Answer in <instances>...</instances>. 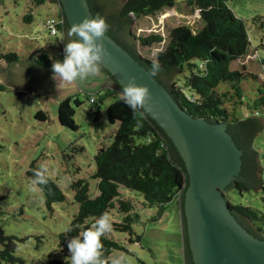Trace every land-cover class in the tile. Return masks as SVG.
I'll return each instance as SVG.
<instances>
[{"label": "trees", "instance_id": "16d2710c", "mask_svg": "<svg viewBox=\"0 0 264 264\" xmlns=\"http://www.w3.org/2000/svg\"><path fill=\"white\" fill-rule=\"evenodd\" d=\"M227 1L186 0L188 7H193L198 11L199 29L193 31L189 26L182 25L172 28L167 39L160 34L135 38L139 46L144 48L165 43L163 49L157 52L153 59L142 58L134 52H128L149 72L153 62H158L161 70L154 76L157 79L161 73L175 75L176 79L170 85L164 86L178 105L194 118L226 123L229 134L232 135L236 145L242 149L240 134L242 133L243 137L252 142L254 136L262 131L263 123L254 116L239 119L235 115V108L232 111L225 108L229 99L234 100L237 106L242 105L241 83L247 80H257L245 70L244 72L230 70L233 62L247 56L251 42L245 22L233 14ZM87 2L95 16L91 0ZM46 4L56 8L57 16L46 17L41 23L42 27L47 30L46 20L48 18L60 19L61 24L57 28V35L49 36L53 37L56 44L65 45L69 39L67 36L69 29L59 8L58 0H27L24 4L27 7L20 21L23 25H32L35 21L36 10ZM176 5V0H125L120 15L122 17L133 15L136 18L154 17ZM20 9L23 8L20 7ZM252 21L264 37V19L256 17ZM106 34L117 42L109 32ZM34 35L36 37L39 34ZM0 59L11 65L21 63L15 53L1 54ZM62 59L63 53L60 56V60ZM52 63L53 61L42 46L30 61V64L46 72L53 70ZM100 72L112 80L103 68ZM113 83L114 86L111 89L102 88L94 95L88 96L97 115L106 99L122 91L114 81ZM221 83L230 84L231 93L218 92L217 88ZM0 88L3 89L1 86ZM81 105L82 102L74 96H69L59 103L58 121L62 127L74 132L78 130L74 116L75 109ZM263 106L264 83H261L256 89L255 100L251 104H246V108L249 111H255L253 114L257 115V110ZM35 117L39 121L47 120V115L43 112H38ZM106 117L110 124H118V129L112 136L111 144L108 147L99 148L94 156L95 171L91 179L97 181L98 195L91 197L87 180L78 179L70 183L69 187L74 193L73 199L78 205V210L67 229L57 235L60 252L64 259L49 258L46 264H71L68 241L82 236L83 232L90 228L102 214L109 215L114 212L118 221L112 222L111 231L101 237L106 264H110L114 253L130 252L125 247V242L129 244L140 242L141 236L135 235L133 230V226L141 220L137 211L154 209L155 214L149 222L157 223L167 208L175 203H178L182 213L183 230H185V256L188 264H192L183 212V196L189 179L184 162L174 144L145 111L134 113L120 96L106 107ZM242 159L243 170L245 155ZM39 166L40 164L35 161L29 164L26 176L30 180L34 178V170H38ZM46 177L47 183L37 185V187L44 197L45 206L53 211V204L65 202L66 197L58 185L51 178ZM259 183V194L264 196V181L261 174ZM232 185L233 190L241 195L249 192L246 183L242 180H236ZM124 190L136 193L142 201L137 196L135 198L127 196ZM228 205L237 221L251 235L258 239L264 237V215L260 211L242 204L233 205L229 201ZM2 215L0 208V217ZM244 222H247L249 226ZM120 233L127 235L122 241L118 236V238L114 236ZM17 243L16 237L6 235L0 227V264H25L21 258L16 256Z\"/></svg>", "mask_w": 264, "mask_h": 264}, {"label": "rangeland", "instance_id": "374dc122", "mask_svg": "<svg viewBox=\"0 0 264 264\" xmlns=\"http://www.w3.org/2000/svg\"><path fill=\"white\" fill-rule=\"evenodd\" d=\"M26 2L27 0H0V55L15 53L21 62L31 61L36 51L44 46L52 61L60 60L65 45L48 42L54 39L41 24L45 12L46 17L57 16L56 8L46 4L42 8L45 12L36 10L34 23L26 26L20 21L27 7L24 5ZM176 2L174 8L154 17H138L131 22L129 33L135 45L136 55L153 59L165 43L144 48L139 46L135 38L160 34L167 39L169 31L177 26H189L193 31L200 28L198 11L188 7L186 0ZM227 5L237 18L245 22L251 42L247 56L233 62L230 70H245L257 80L241 83L242 105L237 106L234 100L229 99L225 108L229 111L235 108V115L239 119L254 116L263 123L262 131L247 145L248 151L256 155L260 182V174L264 181V106L254 115L255 111H249L246 104L255 100L256 89L264 83V37L252 21L256 17L264 19V0H228ZM122 8L123 6L119 14ZM35 33L40 37H35ZM47 77L51 85L49 93L17 85L0 84L3 88H0V208L3 212L0 227L6 235L17 238L16 256L25 264H46L49 258L64 259L57 235L67 229L78 210L69 185L73 180H87L91 197L98 195L97 181L91 179L95 171L94 156L99 148L111 144L112 136L118 129V124L112 125L108 122L106 107L117 99L120 91L104 101L97 115L88 96L100 90L102 81L98 75L71 84L62 81L59 76L53 79V72H48ZM175 77H171L168 85L176 79ZM217 91L231 93L230 84L221 83ZM69 96H74L82 102V105L75 109L74 121L78 126L76 132L62 127L58 121V105ZM38 112L45 113L47 120H37L35 116ZM33 161L37 164H47L46 176L58 185L66 197L65 202L53 204V211L45 206L44 197L37 186L35 191L31 190V180L26 176V171ZM233 188L234 186L225 192L227 201L233 205L250 206L264 215V196L259 194L260 183L256 192L248 187L249 192L243 195ZM125 192L127 196H137L142 201L136 193ZM137 212L141 220L133 226L136 232L181 230L175 204L167 208L158 223L149 222L155 214L154 209ZM109 217L111 223L118 221L114 212L109 214ZM114 236L119 237L121 241L127 237L122 233ZM125 247L129 253L116 252L112 257L123 255L129 264H141L138 254H143L144 258L149 257L147 251L142 252L128 242H125Z\"/></svg>", "mask_w": 264, "mask_h": 264}, {"label": "water", "instance_id": "95a60500", "mask_svg": "<svg viewBox=\"0 0 264 264\" xmlns=\"http://www.w3.org/2000/svg\"><path fill=\"white\" fill-rule=\"evenodd\" d=\"M58 1L68 29L85 17H93L87 0ZM97 1L109 18L110 27L136 53L129 34L131 23L120 21L118 16L125 0ZM103 42L110 56L102 68L121 89L133 76L138 85L148 86L151 100L145 112L165 132L184 162L189 183L183 196V212L192 264H264V237L251 235L234 217L225 198V192L236 180H242L255 192L259 188L256 155L247 149L250 140L240 134L242 150L229 134L226 123L191 116L163 85L168 86L173 74L161 73L157 79L107 34ZM48 72L30 61L11 65L0 60V84L49 93ZM112 80L107 78V85L114 86ZM185 259L188 264L186 256Z\"/></svg>", "mask_w": 264, "mask_h": 264}, {"label": "clouds", "instance_id": "9594fccd", "mask_svg": "<svg viewBox=\"0 0 264 264\" xmlns=\"http://www.w3.org/2000/svg\"><path fill=\"white\" fill-rule=\"evenodd\" d=\"M109 29L106 17L100 14L91 18L85 17L79 23L73 24L67 33L69 40L63 49V59L53 60V79L59 76L62 81L71 84L98 75L103 62L110 56L103 42ZM160 70L161 65L153 62L151 75L155 76ZM120 98L134 113L147 111L151 92L147 85H138L133 76L126 85H122ZM47 172L46 163L40 164L39 169L34 170V178L31 180L32 191L36 190L37 185L47 183ZM111 229L110 217L104 213L83 232L82 236L70 239L67 247L71 255V264H106L101 237ZM110 264H127V261L123 255L114 256Z\"/></svg>", "mask_w": 264, "mask_h": 264}, {"label": "crops", "instance_id": "0c3cea01", "mask_svg": "<svg viewBox=\"0 0 264 264\" xmlns=\"http://www.w3.org/2000/svg\"><path fill=\"white\" fill-rule=\"evenodd\" d=\"M44 6L37 9V11L45 12V10L42 9ZM47 10L49 9L47 8ZM45 18L46 12L44 13V18L41 19V23ZM48 42H55V40ZM42 47L44 48V46ZM98 77L102 81L100 89H111L113 87L107 85V77L104 74L99 73ZM175 206L179 214L181 230H140L139 232L134 230L135 235H139L141 238L139 243H133L131 245L139 248L142 252L147 251L149 254L147 258H144L143 254L137 255L139 256L138 258L141 264H186L182 213L178 203H175ZM159 221H161V219Z\"/></svg>", "mask_w": 264, "mask_h": 264}, {"label": "flooded vegetation", "instance_id": "af4514ba", "mask_svg": "<svg viewBox=\"0 0 264 264\" xmlns=\"http://www.w3.org/2000/svg\"><path fill=\"white\" fill-rule=\"evenodd\" d=\"M91 2H92V5H93V11H94V14L96 15V14H100V15H102V16H104V17H106V19H109L108 18V16L105 14V12H104V9H103V7H102V5H100L99 4V2L97 1V0H95V1H92L91 0ZM96 2V6H94V3ZM118 16H119V19H120V21H124V22H128V23H131V21L134 19V16L132 17L131 15L129 16V17H122L119 13H118ZM107 22L109 23V20H107ZM116 23H119L117 20L115 21ZM109 34L111 35V36H113V38L114 39H116V41L122 46V47H124L127 51H131V52H133L127 45H125L121 40H120V38H119V32L118 31H116V30H114V29H112L111 27H110V29H109ZM130 34V33H129ZM131 36V35H130ZM69 40V39H68ZM68 42V41H67ZM163 83V82H162ZM163 85H165V84H163ZM243 150V149H242Z\"/></svg>", "mask_w": 264, "mask_h": 264}, {"label": "built area", "instance_id": "2783aa9c", "mask_svg": "<svg viewBox=\"0 0 264 264\" xmlns=\"http://www.w3.org/2000/svg\"><path fill=\"white\" fill-rule=\"evenodd\" d=\"M61 24V20L58 18H48L46 20L47 30L50 36H56L58 33V26ZM93 102V100H91Z\"/></svg>", "mask_w": 264, "mask_h": 264}]
</instances>
